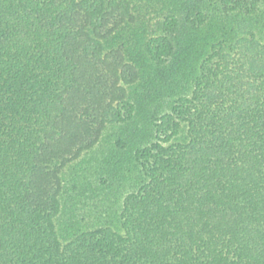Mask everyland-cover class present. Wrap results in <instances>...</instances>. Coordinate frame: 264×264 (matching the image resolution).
<instances>
[{
  "label": "trees",
  "instance_id": "16d2710c",
  "mask_svg": "<svg viewBox=\"0 0 264 264\" xmlns=\"http://www.w3.org/2000/svg\"><path fill=\"white\" fill-rule=\"evenodd\" d=\"M0 264H264V0H0Z\"/></svg>",
  "mask_w": 264,
  "mask_h": 264
}]
</instances>
